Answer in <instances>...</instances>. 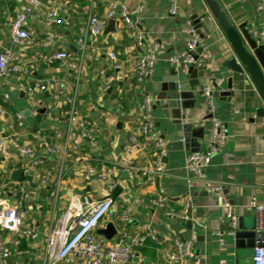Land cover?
<instances>
[{"label":"crops","instance_id":"crops-1","mask_svg":"<svg viewBox=\"0 0 264 264\" xmlns=\"http://www.w3.org/2000/svg\"><path fill=\"white\" fill-rule=\"evenodd\" d=\"M175 1L176 16L169 14L171 0H41L33 19L27 22L30 44L14 47L17 61L38 52L64 50L76 53L78 29L89 17L105 18L112 4L126 7L147 39L160 47L152 75L144 82L136 83L130 54L126 50L132 42L120 23L113 21L111 28L105 31L108 20L94 45L99 49L102 64L107 49H113L118 69L105 64V73L98 75L95 65L84 63L80 77L76 79L59 62L37 63L29 67L27 78L13 74L0 79V98L8 96L3 105L8 115L0 119V140L11 134L7 129L10 117L20 114L23 125L15 128L16 139L18 143L31 147L42 162L29 174L31 185L27 205L39 231V238L30 250L33 262L42 256L44 240L72 195L85 194L92 200L109 196L115 203L98 225L97 234L101 235L99 231L105 229L123 207L130 218L126 227L128 232L146 228L157 237L166 238L164 242H152L157 244L152 257L139 249L138 264H164L167 255L174 252V240L189 242L193 246V258L182 264H253V249H236L234 237L226 234L227 222L220 203L224 197L233 205L238 216L237 230L250 228L254 223V213L249 208L251 198L264 204V119L250 122L261 101L246 77L240 78L222 67L233 53L204 0ZM215 1L233 24H245L251 35L259 39V33L264 29V13L256 11L255 0ZM24 6L23 0H0V48L11 46L8 23ZM48 10L57 14L49 24L46 19ZM194 15L201 28L200 34L196 33L199 46L189 74L183 72L180 65H169L166 59L185 48L187 37L184 30L191 25L190 17ZM57 20L61 23L58 24ZM56 32L62 34L61 41L52 47H44L46 35ZM175 77L177 80L172 81ZM228 78L232 80L229 104L219 95L227 90ZM219 80L221 83L216 86L215 82ZM41 81L50 82V87L33 98H27L17 90L20 83ZM179 85L183 86L182 92L177 89ZM203 86L212 88L216 97L215 115L225 124L227 132L225 144L203 172L207 182L221 186L222 192L218 195L207 193L201 185L189 191L185 182V157L207 147V101L196 92V87ZM91 91L96 100L88 103ZM55 94H58L56 99ZM145 95L154 101L153 130L164 141L165 147L168 143L183 141L182 150H164L162 174L149 175L147 182L143 177H130L123 163V145L139 130L141 102ZM33 99L41 100V105L35 106ZM68 99L74 100V115L70 120L63 115ZM42 108L45 111L39 113ZM179 109L188 113L187 127L179 123ZM233 111L238 114L233 115ZM49 112L51 114L47 116ZM85 119L94 127L96 144L80 136V125ZM37 132L45 136L44 142ZM54 133L60 137L56 138ZM141 144L143 150L135 154L134 164L140 169L151 170L154 161L152 147L145 142ZM51 146L60 149L65 146L67 151L64 156H50L46 150ZM24 167L25 159L17 151L9 146L0 149V189L5 193L7 203L13 201L11 193L18 183L13 174L21 173ZM89 169L93 172L89 173ZM46 171L50 178L45 186H41L39 180ZM98 175L108 176L101 181ZM109 182L116 184L111 191L107 190ZM158 187L164 191L167 208L174 213L171 218L149 205ZM187 209H190V228L184 223L187 217L180 219V215L186 216ZM116 224L117 218L113 222L115 229ZM261 232L264 237V231Z\"/></svg>","mask_w":264,"mask_h":264},{"label":"built area","instance_id":"built-area-1","mask_svg":"<svg viewBox=\"0 0 264 264\" xmlns=\"http://www.w3.org/2000/svg\"><path fill=\"white\" fill-rule=\"evenodd\" d=\"M24 8L9 23L8 29L11 37V46L0 48V79L7 78L13 74H21L27 78L30 74L29 67L40 63L48 65L51 62H59L64 65L76 78L80 77L81 65L90 63L95 65V72L98 75L105 73L103 65H109L112 69H118V59L113 49H107L104 64L100 59L99 49L94 43L102 33L108 20L120 23L126 31V36L131 40V45L126 50L130 54V62L135 71L136 83H142L148 79L154 70L155 63L160 53L159 45L151 43L145 33L131 19V15L126 7L112 4L105 18L89 17L85 24L78 29L76 38V53L70 54L64 50L52 52H38L27 55L17 61V51L15 46L30 44V32L27 28V22L32 20L35 12L41 5V0H23ZM256 11L264 13V0H255ZM169 14L177 15L176 1L171 0ZM57 14L54 10L46 12V19L49 22L54 21ZM60 24L61 21L57 20ZM67 25V22L65 23ZM184 33L187 37V43L184 49H181L169 56L166 62L169 65H180L183 72L187 73L190 66L195 63V52L199 46V38L193 26L185 27ZM62 39L61 33L46 35L43 39L44 47H52ZM260 42H264V29L259 33ZM221 80L215 82L219 86ZM50 87V82L41 81L38 83L23 82L18 84L17 90L27 98H33L36 93H42ZM196 92L201 94L207 101L208 134L207 147L203 151L190 152L184 159V168L186 173V187L189 191L201 185L207 193L218 195L222 192L219 184L207 182L204 178V170L209 166L211 159L223 147L227 139L225 124L215 115V94L209 86L196 87ZM58 94L53 97L56 99ZM8 96L3 95L0 98V119L5 118L8 113L3 108L7 103ZM35 106L41 105V100L33 99ZM154 101L147 95L143 96L141 102L140 126L136 135L129 137L123 145L124 165L127 167V173L132 178L143 177L148 181L149 175L162 174L163 168L161 158L164 156L165 143L159 138L153 130L152 111ZM67 109L63 115L70 120L74 115V100L66 101ZM93 110V107H91ZM49 111H51L49 109ZM51 113H47L49 116ZM238 111H233L237 115ZM181 125H187L188 113L186 110L179 114ZM22 117L16 113L10 117L7 123V129L11 131L10 135L0 140V149L9 146L20 157L25 159V167L21 169L23 180L15 184L11 193L13 201L7 203L5 193L0 189V264H138L140 262L139 249L146 242H164L165 237H157L149 229H141L135 232H128L126 227L130 218L127 210L120 208L117 216V224L114 235L110 239L96 233L101 220L109 214L115 207V203L109 196H104L99 200H92L85 194H74L69 199L66 208L62 211L60 217L51 226L47 237L43 243V254L38 257L37 262L32 261L30 250L34 241L39 238V231L36 227L34 218L31 215V209L27 203L29 200V187L31 180L29 174L36 170L42 164L40 158L35 155L33 149L29 146L18 143L16 139V129L22 127ZM80 136L82 139L96 144V134L90 120L85 119L80 125ZM42 141L45 136L37 132ZM59 138L58 133H54ZM148 143L154 153L153 167L149 169H140L135 166V154L143 146L141 143ZM72 149H75L71 145ZM47 154L50 156L61 155L67 151V147L61 149L57 146L47 148ZM89 173L93 171L88 170ZM108 175H98L99 180L105 181ZM50 178V173L46 171L39 185L45 186ZM116 184L109 182L107 190L111 191ZM149 205L156 210L162 211L167 218L174 216V213L167 208L164 197V191L158 187L154 197L149 200ZM223 216L227 222L226 234L234 237L237 231L238 216L230 201L222 197L220 203ZM249 208L254 213L255 230L264 231V204H259L256 198H251ZM186 216L180 215V219ZM174 252L167 255L164 264H182L193 258V246L189 242L174 240ZM253 264H264V244L253 248Z\"/></svg>","mask_w":264,"mask_h":264},{"label":"water","instance_id":"water-1","mask_svg":"<svg viewBox=\"0 0 264 264\" xmlns=\"http://www.w3.org/2000/svg\"><path fill=\"white\" fill-rule=\"evenodd\" d=\"M205 5L219 27L220 31L224 35L227 43L229 44L233 57L228 61H225L222 64V67L229 72L235 74L236 76L242 78L246 77L255 92L257 93L261 106L254 109L253 117L250 119V122H253L254 119H264V44H261L259 39H256L249 30L246 28L245 24L235 25L227 17L226 11L219 6L215 0H204ZM191 25L195 29L196 33H199L201 24L196 15L190 17ZM113 25V21L108 22V28ZM69 50L74 51L72 47H68ZM193 66H190L187 73L191 74ZM176 77L172 81H176ZM231 78L227 79L226 91L219 93L222 98L226 100L229 104L230 98L232 96V86ZM179 92H182L183 86L179 85L177 87ZM96 96L91 91V98L88 100V103L95 102ZM45 110L39 109V113H43ZM184 111L178 110L177 112ZM180 123V122H179ZM184 125L183 127H187ZM187 136V135H186ZM186 139V138H185ZM185 141V140H184ZM183 149V141L171 142L168 143L165 147L166 151H176ZM198 152V151H192ZM187 219L184 221L187 228L191 227L190 221V209L186 210ZM116 215L112 218V222L106 225L105 229L99 231V233L104 236L106 239H110L115 233V228L113 222L116 220ZM235 247L236 249L249 250L253 249L256 246L264 244L263 233L257 232L255 230V222L250 228L247 229H238L234 235Z\"/></svg>","mask_w":264,"mask_h":264},{"label":"trees","instance_id":"trees-1","mask_svg":"<svg viewBox=\"0 0 264 264\" xmlns=\"http://www.w3.org/2000/svg\"><path fill=\"white\" fill-rule=\"evenodd\" d=\"M13 179L16 180L17 182L23 180V176L20 172H15L13 174ZM157 248V244L155 243H152V242H146L141 248H140V251L145 254V255H148V256H154V251L156 250Z\"/></svg>","mask_w":264,"mask_h":264}]
</instances>
